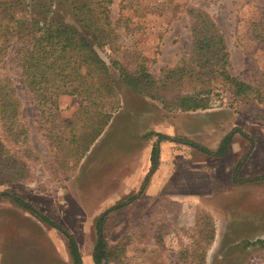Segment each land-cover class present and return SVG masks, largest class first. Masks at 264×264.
Listing matches in <instances>:
<instances>
[{"label": "rangeland", "instance_id": "obj_1", "mask_svg": "<svg viewBox=\"0 0 264 264\" xmlns=\"http://www.w3.org/2000/svg\"><path fill=\"white\" fill-rule=\"evenodd\" d=\"M132 1L114 0L110 6L111 22H116L117 51L98 48L109 65L122 100L111 126L124 129L126 145L123 148H129L124 155L116 151L105 156L108 150L95 146L84 159L85 170L77 171L74 177L73 174L66 176L53 162L45 134L49 126H63V119L78 110L81 98L62 95L57 108H45L41 114L19 71L14 65L10 66V75L22 101V117L29 126L30 147L38 159L31 161L32 175L28 180L0 184V192L17 193L72 233L84 264H93L91 249L96 216L140 190L142 180L135 183V179L129 180L128 176L145 143L157 139L153 133L160 132L154 131L155 126L162 124L161 127L171 132L169 136L187 138L211 150L218 147L225 134L241 128L254 139V147H257H253L254 152L252 149L247 157L240 178L264 175V120L255 119L252 114L264 112L263 104L237 102L230 88L219 86L210 94L206 109L167 110L155 100L142 102L125 86L119 71L110 62L115 58L132 67L136 58L145 59L151 74L161 78L190 49L186 10L194 6L206 11L224 33L230 51V72L253 86L264 87V42L252 38V24L264 20V0H137L140 8L136 12L131 7L121 8L122 4ZM53 2L49 16L78 28L68 2ZM120 17L123 19L118 21ZM126 17L129 19L125 20ZM138 110L144 111L139 113ZM233 139L237 152H232L230 157H211L185 144L190 162H203L209 174L227 169L232 163L231 190L227 195L211 196L208 187L211 178L205 173L206 188L201 192L186 190L182 197L171 199L145 196L144 188L138 200L108 214L105 234L110 245L135 233L126 246L125 264H264V248L253 243L264 239V178L232 182V168L249 148L247 138L237 132ZM138 168L140 172L143 170ZM187 169L191 168L187 166ZM206 215L214 228L209 242L205 239L210 235ZM203 251L202 262L191 257L184 259L190 253L193 256ZM0 264L72 262L67 241L58 230L10 197L0 195Z\"/></svg>", "mask_w": 264, "mask_h": 264}, {"label": "trees", "instance_id": "obj_2", "mask_svg": "<svg viewBox=\"0 0 264 264\" xmlns=\"http://www.w3.org/2000/svg\"><path fill=\"white\" fill-rule=\"evenodd\" d=\"M66 1L71 13L77 18L78 28L49 16L53 12V0H0V184L28 180L32 175L31 161L38 159L37 153L30 147L29 126L22 117V101L10 75V66L13 65L22 76L41 114H44L45 108H57L62 95L81 98L76 113L65 117L63 126H49L45 134L53 162L66 176L85 170L84 159L95 146L107 149L104 150L108 152L105 156L116 154V151L124 155L129 149L123 148L126 145L123 127L111 126L122 100L119 99L120 92L109 65L98 51V48L105 47L117 51L116 22H111L110 9L114 0ZM130 7L136 12L140 4L133 0L130 4L121 5L122 9ZM186 16L189 21L190 49L161 78L151 74L145 59L136 58L132 67L115 58L110 60L125 86L142 102L146 99L155 100L167 110L206 109L210 94L219 86L230 88L237 102L264 105L263 86H253L230 72L229 47L215 20L206 11L194 6L187 8ZM252 38L264 42V20L252 24ZM252 114L255 119L264 120V112ZM109 126L111 128L105 133ZM236 132L247 138L249 148L234 165L232 182L237 184L264 178V175L240 178V171L255 144L254 139L241 128H234L225 134L215 150L187 138L153 133L157 139L151 151V166L140 190L107 207L94 220L95 238L91 249L93 264H125L126 246L135 233H130L118 244L110 245L105 234L106 219L109 213L141 197L149 176L158 166L160 141H178L211 157L220 158L229 153ZM130 137L136 138V135ZM0 195L10 197L14 203L58 230L67 241L72 264H84L75 237L60 223L15 192L1 191ZM205 218L210 233L205 239L209 242L213 239L214 228L209 217L206 215ZM253 243L264 248V239H257ZM190 257L202 262L205 251L193 256L190 253L184 259Z\"/></svg>", "mask_w": 264, "mask_h": 264}, {"label": "crops", "instance_id": "obj_3", "mask_svg": "<svg viewBox=\"0 0 264 264\" xmlns=\"http://www.w3.org/2000/svg\"><path fill=\"white\" fill-rule=\"evenodd\" d=\"M161 126L162 124L155 126L157 130L154 131L171 135L170 131H166ZM110 128L111 126L107 127L105 133ZM155 142L156 140H151L149 143H145V147L138 157L139 159L131 167V173L128 176L129 180L135 179V183L141 180L142 182L144 181L150 169L151 151ZM159 147L158 166L148 178L145 186V196H167L171 199H178L184 195L183 192L186 190H196L199 192L205 190L204 179L206 178L205 173L209 172L207 170L208 166L200 161L190 162L185 143L164 140L160 141ZM256 147L254 148L256 149ZM234 149V145L231 143L229 153L226 157H230L232 152H237ZM233 159L235 160V158ZM187 166L191 169H187ZM230 166L232 167V163ZM138 167H141L143 170L140 172ZM231 167L227 169L223 168V170L217 169L215 173H208L211 178V183L208 184V187L210 186L211 196H225L231 190ZM242 171H244V168ZM71 174L74 177L76 172Z\"/></svg>", "mask_w": 264, "mask_h": 264}]
</instances>
